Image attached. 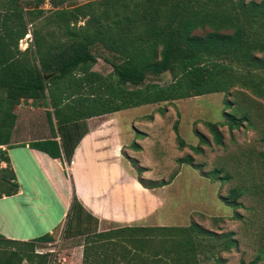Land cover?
<instances>
[{
  "label": "trees",
  "instance_id": "16d2710c",
  "mask_svg": "<svg viewBox=\"0 0 264 264\" xmlns=\"http://www.w3.org/2000/svg\"><path fill=\"white\" fill-rule=\"evenodd\" d=\"M49 1L52 8L44 14V0H31L28 8L21 0H0V162H6L0 197L18 190L6 148L13 145L15 109L25 100L40 102L50 125V137L30 146L69 163L93 116L232 87L264 99V0H88L72 7ZM36 19L31 43L21 50L18 42ZM95 45L107 53L101 56L111 66L107 74L92 69L99 57ZM166 72L170 81L162 84L157 77ZM223 115L229 129L240 123L230 112ZM206 126L222 144L217 124ZM183 159L191 162L190 156ZM240 195L233 188L223 199L234 205ZM85 218L98 219L73 186L61 233L84 236L82 264H200L210 257L220 262L210 249L235 246L232 232L193 222L89 231ZM56 229L29 240L0 234V264H48V254L35 249L54 241ZM257 262L255 257L238 264Z\"/></svg>",
  "mask_w": 264,
  "mask_h": 264
},
{
  "label": "rangeland",
  "instance_id": "374dc122",
  "mask_svg": "<svg viewBox=\"0 0 264 264\" xmlns=\"http://www.w3.org/2000/svg\"><path fill=\"white\" fill-rule=\"evenodd\" d=\"M21 1L27 8L34 4L27 3L31 0ZM86 1L63 0L60 7H72ZM41 7L44 14L52 8L49 0H44ZM38 20L29 23L28 32L19 40L21 50L31 43V31ZM92 50L99 56L92 69L102 74L109 73L111 66L101 57L107 56L104 48L95 45ZM157 79L162 84L167 83L170 74L163 73ZM38 104L28 100L22 102L21 107L31 106L33 126L21 125L22 130L14 138L26 140L50 135L46 109L40 102ZM224 112L240 118V123L229 129ZM113 113L119 134L117 157L130 175L153 186L151 189L161 197L158 210L143 224L185 226L193 222L216 233L232 232L234 247L221 250L217 245L210 249V254L219 256L220 262L210 257L201 260L200 264H238L241 259L248 261L255 257H258L256 264H264V157L261 154L264 99L249 90L232 87L226 93L194 92L183 99L140 105ZM207 121L217 124L222 144L214 141L206 126ZM177 135L183 143L180 144ZM18 151L13 149L11 153L20 183L25 191L31 186V196L39 208L24 206L21 212L11 210L10 219L2 214L10 220L6 226L14 235L7 238L23 240L21 237L26 236L28 239L25 240H29L59 225L53 233L55 240L37 244L35 250L48 254V264H82L84 236L64 237L61 233L64 224L62 212L67 209L66 189L56 181L51 186L45 185L32 169L30 176ZM186 156L191 157L190 163L183 161ZM59 176L64 184L62 171H59ZM120 180L111 178L109 184L118 189ZM233 188L241 195L236 204L230 205L223 198ZM18 201L22 205L24 196L0 201V211L9 209ZM82 221L89 231L107 230L119 224L99 218L97 221L87 218ZM21 264L27 262L22 261Z\"/></svg>",
  "mask_w": 264,
  "mask_h": 264
},
{
  "label": "crops",
  "instance_id": "0c3cea01",
  "mask_svg": "<svg viewBox=\"0 0 264 264\" xmlns=\"http://www.w3.org/2000/svg\"><path fill=\"white\" fill-rule=\"evenodd\" d=\"M21 105L22 103L15 109L17 117L10 138L13 145L6 148L9 164L15 173L18 183V190L12 195H2L0 201L20 196H24V201H22V205H20L19 201L16 202V205H11L9 209L3 208L4 206L2 207L3 209L1 208L0 234L5 237L14 236L6 226L10 223L7 218L10 219L11 210L17 209L15 212L19 210L21 212L24 206L30 209L31 206L39 208V204L34 202L31 196V186L25 191L20 183L16 162L11 153L13 149H19L18 156L23 167L26 166L30 176L32 169L38 173L40 181L45 183V185L51 186L56 181L63 186V189H66L67 201L65 208L67 209L74 186V191L78 198L99 220L119 223L116 226H141L144 225L143 223L147 221L148 217L156 213L161 203V197L153 189L144 188L133 175H130L131 173H128L116 155L119 150L117 143L119 134L117 132V118L114 113L93 116L87 119L88 131L76 145L71 160L67 165L63 157L53 158L47 153L31 147L29 144L31 141L45 139L50 137V135L26 140H20V137L14 138L22 130L21 125L33 126L31 124V106L24 108ZM57 141H59L58 138ZM5 166L6 162L1 161L0 167ZM59 171H62L65 175L64 184L59 176ZM111 178L121 179L118 189L109 184V179ZM34 183L35 181L33 180ZM67 209L62 212L64 217ZM2 214L7 218H4ZM52 231L49 228V232ZM21 238L23 240L28 239L26 236Z\"/></svg>",
  "mask_w": 264,
  "mask_h": 264
},
{
  "label": "built area",
  "instance_id": "2783aa9c",
  "mask_svg": "<svg viewBox=\"0 0 264 264\" xmlns=\"http://www.w3.org/2000/svg\"><path fill=\"white\" fill-rule=\"evenodd\" d=\"M35 251H36V253H40V254L43 253L42 250H35Z\"/></svg>",
  "mask_w": 264,
  "mask_h": 264
}]
</instances>
